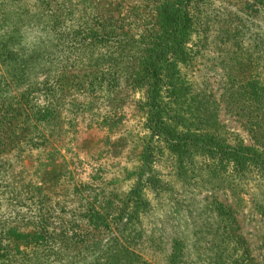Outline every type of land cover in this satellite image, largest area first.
<instances>
[{
  "label": "rangeland",
  "instance_id": "rangeland-1",
  "mask_svg": "<svg viewBox=\"0 0 264 264\" xmlns=\"http://www.w3.org/2000/svg\"><path fill=\"white\" fill-rule=\"evenodd\" d=\"M128 1L132 2L0 0V46L12 38L10 48L14 58L0 62V78L23 68L19 85L14 83L6 90L0 88V100L6 98L8 102L9 97L26 93L24 100L30 106L42 105L48 99L51 103L55 102L58 79L64 76L70 79L69 75L74 74L79 81L60 83L63 99L57 106L61 113L58 127L52 136L49 131L53 127L48 128L50 137L46 136L48 143L44 152L35 151L27 156L18 166L17 177L35 178L34 172L45 163L47 154L57 151L55 159L60 160L62 156L70 164L68 168L74 177L93 184L97 197L89 201L101 212L107 210L109 200L127 198L136 184L145 136L139 107L145 100V92L123 87L119 94L112 93L116 88L106 86L110 74L108 65L101 62L97 69L90 67L93 52L70 47L76 34L81 33L78 26L91 23L97 12L106 17L111 9L109 4L116 2H122L124 16ZM251 6L252 0H209L200 20L196 21L197 34H193L191 42L193 59L186 79L193 90L206 97L219 125L215 128L219 138L231 146L252 147L264 155V115L256 117L250 111L254 103L247 98L244 101L239 94L242 91L239 88L256 77L264 87V10L260 8L255 13ZM54 19L58 25L56 30H51ZM9 27L13 28L11 34ZM87 55L90 60L83 61ZM87 72L90 75H84ZM100 75L105 78L102 84L101 78L97 79ZM71 83L78 85L76 90L70 89ZM44 84L46 89L50 88L47 98ZM115 104L123 119L108 131L99 125ZM69 119L74 121V128L66 124ZM169 166L167 160L158 166L166 191L157 193L148 188L141 191L151 201L152 209L140 216V222L134 227L140 231L133 234L139 233V236L130 245L134 254H141L150 264H166L168 241L175 239L180 246L177 264H214L217 256L222 264H227L225 261L230 263L242 255L243 243L250 263L264 264V214L257 209L258 203L264 205V180L256 177L242 183L237 180L235 188H230L233 184L223 173L219 178L208 179L201 171L203 175L199 178L193 175V180H177ZM92 176L95 181H91ZM23 205L8 207L0 198V225L16 212L25 213L27 209ZM216 206L230 211L231 223L216 214ZM22 224L27 226L24 221ZM120 237L113 230L105 229L90 232L84 246L49 243L28 250L30 261L26 264H105L109 254L107 244L112 238L123 240ZM11 264H21L20 257Z\"/></svg>",
  "mask_w": 264,
  "mask_h": 264
},
{
  "label": "trees",
  "instance_id": "trees-1",
  "mask_svg": "<svg viewBox=\"0 0 264 264\" xmlns=\"http://www.w3.org/2000/svg\"><path fill=\"white\" fill-rule=\"evenodd\" d=\"M120 3L109 4L111 9L106 17L97 12L91 23L78 26L81 33L71 41L70 49L93 52L90 67L97 69L101 62L108 65L107 73L110 74L106 86L116 88L112 93L119 94L123 87L145 92V100L139 107L145 136L136 184L127 198L109 200L107 210L101 212L94 209L91 201L97 197L93 184L74 177L68 168L70 164L62 156L60 160L55 159L57 151L47 154L45 163L38 168L41 172L38 169L34 172L35 178L21 180L17 177L22 161L35 151L44 152L47 147L46 136L50 137L47 130L53 127L49 131L52 136L61 117L57 108L59 100L63 99L60 83L74 79L78 83L77 75L70 74V79L64 76L55 82V102L49 103L48 99L42 105L30 106L24 100L26 93L9 97L10 102L6 98L0 100V198L8 207L23 203L27 209L23 214L16 212L8 222L0 225V264H11L17 257L21 264H26L30 261L26 254L28 250L53 242L84 246L90 232L105 229L113 230L123 238L121 241L112 238L107 244L109 254L105 264H150L141 254H134L131 246L139 236V233L133 234L140 232L134 228L140 222V216L152 209L151 201L141 191L145 188L157 193L166 191L158 169L165 160L170 162L169 167L177 180H193V175L199 178L203 175L201 171L208 179L219 178L223 173L233 184L230 188H235L237 180L241 183L250 177L264 180V155L252 147L231 146L219 138L215 130L219 125L206 97L193 90L186 79V71L193 59L191 42L197 30L196 21L200 20L209 0H132L128 1L124 16ZM251 7L255 13L260 8L264 10V0H252ZM57 25L54 19L51 30H56ZM8 31L13 33V28L9 27ZM12 44V38L1 44V63L14 59ZM100 50L104 52L100 53ZM88 60L89 55L83 59ZM22 74L23 68H16L10 76L0 78V88L6 90L14 83L19 85ZM97 79L100 84L105 82L103 75ZM97 79L93 81L98 83ZM92 83L90 87L94 86ZM70 85L71 90L78 87L77 84ZM244 85L239 88L242 89L240 96L244 101L247 98L253 102L254 108L250 111L256 117H262V83L256 77ZM44 89L47 98L50 88L46 89L44 84ZM119 109L115 104L99 126L112 131L121 124L123 115ZM66 124L69 128L75 127L72 119ZM198 157L202 160H197ZM91 181H95L94 176ZM215 209L218 216L232 222L229 210L220 206ZM257 209L264 214L263 204L258 203ZM23 221L27 226L22 227ZM241 244L242 255L230 263L225 261L227 264H251L248 250ZM168 247L166 264H177L179 243L171 239ZM220 262L222 264L217 256L214 264Z\"/></svg>",
  "mask_w": 264,
  "mask_h": 264
}]
</instances>
